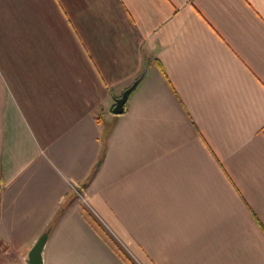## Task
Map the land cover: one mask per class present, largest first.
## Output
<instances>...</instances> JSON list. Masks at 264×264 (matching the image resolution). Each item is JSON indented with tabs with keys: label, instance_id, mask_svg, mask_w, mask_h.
Segmentation results:
<instances>
[{
	"label": "crops",
	"instance_id": "obj_1",
	"mask_svg": "<svg viewBox=\"0 0 264 264\" xmlns=\"http://www.w3.org/2000/svg\"><path fill=\"white\" fill-rule=\"evenodd\" d=\"M107 232L264 264V0H0V264H128Z\"/></svg>",
	"mask_w": 264,
	"mask_h": 264
},
{
	"label": "water",
	"instance_id": "obj_2",
	"mask_svg": "<svg viewBox=\"0 0 264 264\" xmlns=\"http://www.w3.org/2000/svg\"><path fill=\"white\" fill-rule=\"evenodd\" d=\"M143 76L144 71L141 76L132 83L130 87L123 91L119 98L115 99L114 106L112 108L113 115L118 116L125 112V104L127 102V99L130 93L136 88L140 80L143 78ZM47 236V233H45L36 241L27 255L26 264H43L42 251L47 240Z\"/></svg>",
	"mask_w": 264,
	"mask_h": 264
},
{
	"label": "rangeland",
	"instance_id": "obj_3",
	"mask_svg": "<svg viewBox=\"0 0 264 264\" xmlns=\"http://www.w3.org/2000/svg\"><path fill=\"white\" fill-rule=\"evenodd\" d=\"M107 233L112 243L116 246L117 250L123 255L124 260H126L128 264H137L133 261V259L129 257V254L127 253L126 249H124L121 244H119L109 232Z\"/></svg>",
	"mask_w": 264,
	"mask_h": 264
},
{
	"label": "trees",
	"instance_id": "obj_4",
	"mask_svg": "<svg viewBox=\"0 0 264 264\" xmlns=\"http://www.w3.org/2000/svg\"><path fill=\"white\" fill-rule=\"evenodd\" d=\"M102 159H103V154H101V157L99 158V161L97 162L96 167H95V169L93 170V173H92L91 177L94 175V173H95L96 170L98 169L99 165H100L101 162H102ZM257 222H258V220H257ZM258 224H259V226L262 228L261 223L258 222Z\"/></svg>",
	"mask_w": 264,
	"mask_h": 264
},
{
	"label": "built area",
	"instance_id": "obj_5",
	"mask_svg": "<svg viewBox=\"0 0 264 264\" xmlns=\"http://www.w3.org/2000/svg\"><path fill=\"white\" fill-rule=\"evenodd\" d=\"M75 192H76V190H75ZM76 195L79 197V199L82 198L78 191L76 192ZM82 200H83V198H82ZM83 201H85V200H83Z\"/></svg>",
	"mask_w": 264,
	"mask_h": 264
}]
</instances>
